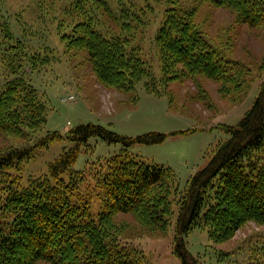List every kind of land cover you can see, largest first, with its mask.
<instances>
[{"label": "trees", "instance_id": "obj_1", "mask_svg": "<svg viewBox=\"0 0 264 264\" xmlns=\"http://www.w3.org/2000/svg\"><path fill=\"white\" fill-rule=\"evenodd\" d=\"M211 1L236 12L249 26H264V0ZM82 3L92 4L93 11L100 10L123 31L106 33L95 15L87 13L70 32L62 33L68 44L87 53L97 80L122 90L131 78L142 80L149 93L160 96L145 62L126 51L128 41L122 35L127 36L134 22L141 23L135 4L73 0L69 7L78 10ZM167 4L155 35L161 52H171L191 75L218 82L231 80L227 75L238 65L224 60L195 27L192 10L183 8L179 0H167ZM28 49L25 39L14 36L0 7L4 72L0 75V133L24 140L20 146L0 150V264H143L142 253L109 236L106 223L116 214L126 213L146 230L162 232L170 226L172 202L177 205L173 252L182 264H197L184 243L195 227L207 229L211 239L220 242L246 222L264 225V84L237 125L225 127L227 139L213 146L206 165L191 176L183 192L170 168L146 164L127 150L135 142L160 143L164 135L150 133L132 140L91 123L69 130L67 140L73 147L48 164L46 175L28 178L22 185L20 175L13 172L20 171L19 164L33 158L36 149L48 147L57 138L56 132L45 133L47 108L24 71L25 66L33 73L40 63L47 65L52 51L43 55ZM91 137L122 143L123 148L97 166L75 171L79 152L91 150ZM95 200L100 202L96 215L91 212ZM243 201L256 206L248 208ZM248 255L243 264H264V237Z\"/></svg>", "mask_w": 264, "mask_h": 264}, {"label": "rangeland", "instance_id": "obj_2", "mask_svg": "<svg viewBox=\"0 0 264 264\" xmlns=\"http://www.w3.org/2000/svg\"><path fill=\"white\" fill-rule=\"evenodd\" d=\"M72 1L0 0L4 18L14 36L25 39L28 52L44 55L52 51L53 55L47 65L40 63L33 73L26 66L24 71L25 79L47 108L45 133L56 132L57 138L48 147L36 149L35 156L19 164L20 171L13 173L20 175L22 185L28 178L46 175L48 164L73 147L67 140L69 130L91 123L132 140L150 133L164 135L160 143L135 142L127 150L146 164L170 168L178 180L179 192H183L191 176L206 165L214 145L227 139L225 127L237 125L264 84V26H249L236 12L211 0H179L183 8L192 10L195 27L222 58L238 65L233 78L234 72L227 75L231 80L218 82L187 73L171 52H161L155 35L167 0H127L135 4L134 11L141 23L134 22L127 29V36L122 35L128 41L126 51L140 57L149 68L156 81L153 85L162 93L154 96L142 80L131 78L123 90L104 86L97 80L87 53L68 44L62 33L70 32L87 13L95 15L104 32L116 35L123 31L100 10L93 11L92 4L82 3L78 10H73L69 7ZM23 143L22 139L0 133V150ZM88 145L91 150L79 152L73 165L75 171L97 166L123 148L122 143L95 137L89 138ZM246 202L243 204L248 208L256 206ZM169 207L172 220L162 232L146 230L133 215L118 213L106 223L108 234L140 251L143 264H182L173 252L177 205L172 202ZM99 208L100 202L95 200L92 214H98ZM263 237L264 225L250 221L220 242L213 241L207 229L195 227L187 233L184 243L197 264H243L255 242Z\"/></svg>", "mask_w": 264, "mask_h": 264}]
</instances>
